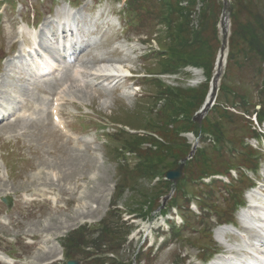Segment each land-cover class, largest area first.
<instances>
[{"label":"rangeland","instance_id":"obj_1","mask_svg":"<svg viewBox=\"0 0 264 264\" xmlns=\"http://www.w3.org/2000/svg\"><path fill=\"white\" fill-rule=\"evenodd\" d=\"M21 1L22 6L18 4L14 9L10 4L0 7L3 11L0 14V59L3 60L0 63V97L3 106L11 107L16 113L0 123V200L6 197L11 200L10 206L0 201V251L14 258V264L46 262L62 251L61 245L69 234L80 228H88L91 232L103 220L112 218L107 215L111 205H116L121 212L120 219L112 218L111 223L120 247L112 252L114 257L102 255L107 264H202L214 249L227 252V249L237 248L236 235L232 237L226 233L223 240L218 238L215 219L219 223L235 221V226L250 241H258L255 236L259 234L255 230H245L239 223L240 211L234 207L238 202L246 208L247 197L250 196L259 198L260 206L264 199L263 142L255 139L253 132L254 128L257 133L262 131L264 139V123L258 131L254 116L250 124L235 112L237 116L223 127L225 143L221 146L224 158H216L214 163L224 162L235 149L243 150L242 143V146L256 148L260 165L246 172L247 181L256 182L255 188L249 191L234 183L227 190L220 184H216L214 189L207 186L208 180L186 185L191 198L177 201L180 211L177 214L182 217V223L189 222L188 226L168 230V220L174 219L176 225L181 223L175 211L170 209L177 195L175 187L156 190L155 180L131 175L129 172L139 162L134 155L127 157V164H124L129 169L128 173L121 168L124 166L122 154L118 155L117 148L127 136L119 131L124 129L127 133L142 135L143 131H151L149 124L158 121L157 116L163 113L161 108L169 100L162 94L160 97L158 87L151 85L148 78L155 76L163 90L176 89L186 93L197 90L206 80L200 69L188 65L173 67L169 61L151 53L158 52L160 48L166 50L171 43L166 28L156 18L158 9H148L147 6V10L129 8L134 16H138L137 27L128 25L132 14L124 12L120 3L82 0L73 11L75 16L72 20L77 29L73 34V40L78 42L77 62L64 69L59 67L62 66L59 64L62 58L54 52L56 41L52 32L55 18L69 10L68 0H57L55 4L51 2L53 0H44L42 4L37 0ZM151 1L148 0L150 6ZM200 7L198 5L196 10ZM221 11L217 17L215 11L208 14L206 33L209 47L201 49L207 60L210 59L206 54H212L213 62L219 55L224 56L218 72L220 75L225 70L231 33L229 13L226 38L223 39ZM243 18L241 14L240 19ZM192 19L196 26L197 17L192 15ZM37 23L41 30L34 31L32 28ZM214 23L217 39L213 32ZM30 43L40 54L44 51L55 59L53 67L58 70L57 74L60 72L58 77H33V72L24 65L25 61L20 56ZM48 48L50 51H45ZM256 68L255 61L241 70L233 69L229 80L230 86L252 95L255 102L257 90L253 88L251 78ZM121 69L130 73H123ZM215 72L213 65L211 77ZM111 73L130 78L116 75L121 78L105 80L102 77ZM143 76L149 77L141 80ZM170 94L173 93H167ZM195 94L199 96L200 91H195ZM52 100H57V104ZM52 109L58 110L66 132L52 125L49 115ZM178 120H182L181 117ZM187 134L179 136L186 139L191 148L189 153L193 152V155L196 150L206 149L212 156L220 149L207 135L199 138L195 134L188 139ZM230 158L233 164L239 165L235 157ZM231 174L236 177L234 172ZM184 201L187 206L183 209ZM188 205L195 214L204 212L203 216L198 218L188 213ZM206 209L213 212L205 213ZM148 210L152 211L149 213ZM164 213L173 214V217H161L160 214ZM98 235L94 233L86 241L90 242ZM161 243L165 244L156 252ZM152 244L154 248L150 254L136 255L141 246L146 249ZM104 248L101 251H106ZM82 251L96 253L89 246ZM74 259L79 264H88V259ZM55 264H65V260Z\"/></svg>","mask_w":264,"mask_h":264},{"label":"trees","instance_id":"obj_2","mask_svg":"<svg viewBox=\"0 0 264 264\" xmlns=\"http://www.w3.org/2000/svg\"><path fill=\"white\" fill-rule=\"evenodd\" d=\"M180 1L152 0V6L149 5L148 0H126V3L132 10H136L135 8L147 10V7L152 10L158 9L156 18L160 19L159 23L166 28L171 43L166 50L160 48V53L156 54L154 52L153 55H158L169 61L173 67L191 65L201 68L206 81L197 90L186 93L176 89L168 90L164 88L163 90L160 82L150 80L151 85L158 87L157 93L160 97L162 94L167 96L165 99H169L167 104L161 108L163 113L157 116L158 121L153 124L148 123L151 131L146 132L156 136V138L151 135H127L121 151L118 153L119 156L122 154V157L126 153L135 155L139 162L129 173L131 175L135 174L137 177L139 175L143 176L151 181L158 179L155 189L165 191L173 186L171 182L162 181L165 173L177 169L179 164L186 160L189 155L190 146L185 138L179 136L180 133L192 132L199 137L202 135L211 136L220 149L214 152L212 156L206 152V149L196 150L192 159L185 162L182 169V178L173 186L177 190V195L171 206L177 208L178 200H186L190 196L185 189L186 185L194 184L201 178L211 175L227 174L229 169L238 166L236 163H232L230 158L232 155L227 156L229 158H226L228 160L225 159L224 162L221 160L219 164L214 163L216 158H224V149L221 146L224 140L223 127L233 121V118L237 116L235 112L240 114L243 121L250 124H252L251 118L254 116V122L258 127L264 122V0H230L231 33L228 40L225 70L219 83L215 105L200 122L193 121L192 117L204 102L214 64L212 54H206L210 59L207 60L204 54L201 53V49L209 47L208 34L206 33L207 21L209 20L208 14H213L215 11L217 17L222 5L218 0H184L186 5L183 7L180 6ZM198 5L201 7L196 10ZM241 14L244 16L242 20L240 19ZM192 15L197 17L198 24L196 26L193 25ZM213 32L215 35V23L213 24ZM215 39H217L216 35ZM255 61L257 62V68L254 70L251 83L254 86L253 88L257 90V102L254 101L252 95L242 93L237 87L229 85L233 69L241 70L247 65L255 63ZM195 91H200V95L197 96ZM168 92L173 94L167 95ZM161 99L163 103H166V100ZM179 117L182 120H178ZM253 132H255V138L262 136L259 132L257 133L255 128ZM242 145L244 144H241L243 150L242 148L235 149L240 152V156H238V159L236 158L237 163L245 167L257 165L256 162L249 159V156L255 155V150L252 147ZM121 168L128 173L129 169L125 165ZM216 184L212 182L210 187L215 189ZM239 184L243 185L244 188L249 185L244 181H240ZM143 199L145 200V197ZM150 200L153 201L151 197ZM184 202L185 204L181 208H185L187 202ZM238 204L237 202L234 207ZM149 210L150 213L152 210ZM116 213L119 212L117 210L110 211L108 216L119 220ZM112 218H109L110 221L109 219L107 221L103 220L98 230L90 232L86 228H80L69 234L64 239V244H62L65 258L82 257V259H88V264H107L105 259L99 257L91 259V257L104 253V251H101L102 247H105L108 252H115L120 247L119 243L117 244L114 232L111 230ZM94 233L99 234L97 238L87 242V237H91L90 235ZM87 246L91 247L96 253H84L82 250ZM139 255L143 254L139 251L137 256ZM110 264H114V262H110Z\"/></svg>","mask_w":264,"mask_h":264},{"label":"water","instance_id":"obj_3","mask_svg":"<svg viewBox=\"0 0 264 264\" xmlns=\"http://www.w3.org/2000/svg\"><path fill=\"white\" fill-rule=\"evenodd\" d=\"M224 15V13H223ZM220 62H221V57L218 58V61H217V66L220 65ZM214 80H213V87L211 89V93L212 95L209 96L207 99H206V104L207 103H210L212 100H213V97H214ZM165 178L166 180L168 181H172V182H176L177 180H179L181 178V167H179L177 170L175 171H169L165 174ZM67 264H78L76 261H68Z\"/></svg>","mask_w":264,"mask_h":264},{"label":"bare ground","instance_id":"obj_4","mask_svg":"<svg viewBox=\"0 0 264 264\" xmlns=\"http://www.w3.org/2000/svg\"><path fill=\"white\" fill-rule=\"evenodd\" d=\"M222 23H223V26H224V28L226 27V20L224 19L223 21H222ZM73 46H71L70 48H72ZM50 48H48L47 50H49ZM50 51V50H49ZM120 70V69H119ZM122 71H123V69H121ZM125 72H129L130 73V71L129 70H125V71H123V73H125ZM105 73V72H104ZM107 77H109V76H107ZM117 77H119V76H117ZM75 87H76V85H75ZM70 89V88H69ZM77 90V89H76ZM228 227H222V228H218L217 229V231L215 232V234L218 236V238H220L222 235H224L227 231H228ZM247 230V229H246ZM258 238H260L259 236H257ZM227 252H229L230 251V249H227L226 250ZM59 255V253L56 255V256H58ZM55 256V257H56ZM0 260L2 261V262H5L6 264H13V262L11 261V260H9L7 257H5L2 253H0Z\"/></svg>","mask_w":264,"mask_h":264}]
</instances>
